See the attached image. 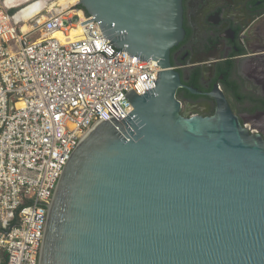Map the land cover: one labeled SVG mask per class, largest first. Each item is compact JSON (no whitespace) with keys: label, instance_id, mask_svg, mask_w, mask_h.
<instances>
[{"label":"water","instance_id":"1","mask_svg":"<svg viewBox=\"0 0 264 264\" xmlns=\"http://www.w3.org/2000/svg\"><path fill=\"white\" fill-rule=\"evenodd\" d=\"M79 5L117 48L161 68L156 87L125 93L132 111L97 122L73 151L39 264H264V138L220 90L213 115L181 113L170 53L183 0Z\"/></svg>","mask_w":264,"mask_h":264},{"label":"built area","instance_id":"2","mask_svg":"<svg viewBox=\"0 0 264 264\" xmlns=\"http://www.w3.org/2000/svg\"><path fill=\"white\" fill-rule=\"evenodd\" d=\"M57 1L20 24L0 0V264H39L73 151L97 122L132 111L125 93L156 87L161 68L117 48L79 0Z\"/></svg>","mask_w":264,"mask_h":264},{"label":"flooded vegetation","instance_id":"3","mask_svg":"<svg viewBox=\"0 0 264 264\" xmlns=\"http://www.w3.org/2000/svg\"><path fill=\"white\" fill-rule=\"evenodd\" d=\"M183 27L170 53L181 113L213 115L220 90L243 126L264 138V0H183Z\"/></svg>","mask_w":264,"mask_h":264},{"label":"crops","instance_id":"4","mask_svg":"<svg viewBox=\"0 0 264 264\" xmlns=\"http://www.w3.org/2000/svg\"><path fill=\"white\" fill-rule=\"evenodd\" d=\"M16 23L22 24L40 17L56 0H2ZM39 12H41L39 14ZM43 20V18L41 19Z\"/></svg>","mask_w":264,"mask_h":264},{"label":"bare ground","instance_id":"5","mask_svg":"<svg viewBox=\"0 0 264 264\" xmlns=\"http://www.w3.org/2000/svg\"><path fill=\"white\" fill-rule=\"evenodd\" d=\"M76 1H77V0H60V3H59L58 1H57V2H58L59 4H61V5H63V6H69V5L73 4V3L76 2ZM24 28L26 29L27 26L25 25ZM79 33H80V30H79V29L73 31L72 38H74L75 35H77V34H79ZM55 35L58 36V37H60V38L63 37L61 31H56Z\"/></svg>","mask_w":264,"mask_h":264},{"label":"rangeland","instance_id":"6","mask_svg":"<svg viewBox=\"0 0 264 264\" xmlns=\"http://www.w3.org/2000/svg\"><path fill=\"white\" fill-rule=\"evenodd\" d=\"M60 3V0L58 1ZM36 36L33 37V39L35 38Z\"/></svg>","mask_w":264,"mask_h":264}]
</instances>
